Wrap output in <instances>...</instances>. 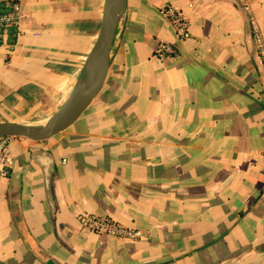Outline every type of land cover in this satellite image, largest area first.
<instances>
[{"label": "crops", "instance_id": "obj_1", "mask_svg": "<svg viewBox=\"0 0 264 264\" xmlns=\"http://www.w3.org/2000/svg\"><path fill=\"white\" fill-rule=\"evenodd\" d=\"M104 0H25L0 50V122L60 108ZM190 20L176 37L163 8ZM264 0H127L101 91L66 130L14 136L0 264H264ZM159 40L178 57H158ZM97 213L136 239L85 229Z\"/></svg>", "mask_w": 264, "mask_h": 264}, {"label": "water", "instance_id": "obj_2", "mask_svg": "<svg viewBox=\"0 0 264 264\" xmlns=\"http://www.w3.org/2000/svg\"><path fill=\"white\" fill-rule=\"evenodd\" d=\"M126 6L127 0H104L96 41L80 76L60 108L40 125L0 122V138L19 136L45 140L66 130L83 114L101 91L107 77L113 41Z\"/></svg>", "mask_w": 264, "mask_h": 264}, {"label": "built area", "instance_id": "obj_3", "mask_svg": "<svg viewBox=\"0 0 264 264\" xmlns=\"http://www.w3.org/2000/svg\"><path fill=\"white\" fill-rule=\"evenodd\" d=\"M25 0H0V50L5 43L9 28L18 31L25 15ZM164 15L170 20L176 37L185 40L191 36L190 20L174 5L168 4L163 8ZM253 38L257 53L260 57L261 69L264 73V36L259 26H253ZM154 54L158 57H178L179 49L175 43L159 40L154 47ZM10 136L0 138V175L9 174L12 150ZM85 229L109 234L115 237L136 239L143 236L141 229L127 226L116 219L97 213H84L80 217Z\"/></svg>", "mask_w": 264, "mask_h": 264}]
</instances>
